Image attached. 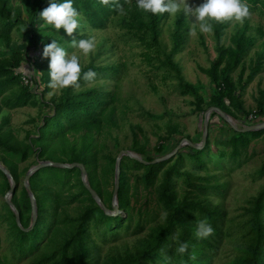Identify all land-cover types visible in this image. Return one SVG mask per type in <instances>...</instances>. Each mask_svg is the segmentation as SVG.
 <instances>
[{"label": "trees", "instance_id": "trees-1", "mask_svg": "<svg viewBox=\"0 0 264 264\" xmlns=\"http://www.w3.org/2000/svg\"><path fill=\"white\" fill-rule=\"evenodd\" d=\"M16 1L12 3L10 0H0V112L2 109L23 106L41 108L44 104L51 108L50 112L41 113L40 120L35 124V135L27 134L22 140L13 138L8 130L4 132L2 127L7 123L6 116L0 119V151L3 153L0 160L15 183L10 201L18 211L20 225L27 226L30 217L26 191L22 184L17 189L18 177L25 173L28 166L18 171L14 160H24L33 151L38 158L45 160L43 159L45 151L50 144L57 142H59V151L66 158L62 161L81 163L85 169L88 185L105 207L111 209L112 188L107 189L106 184L108 174L113 175L115 157L110 154L100 155L105 162L98 165L93 141L88 143L85 141L87 134L99 132L104 126L115 124L113 112L116 94L112 89L102 85L86 86V83L91 81L83 79V72L94 71L96 77L92 81L103 77L117 80L123 63L103 65L91 61L81 67L78 89L71 87L59 89L57 96L51 94L45 100L44 94L50 89L49 59L43 58V47L55 39L65 50L69 49L73 38H88L83 31L85 28L103 29L108 22H113L119 27H124L128 37L137 38L146 46L152 47L157 54L162 55L158 58L161 67L173 72V76L178 79L179 92L191 95L192 103L199 108L204 101L205 89L199 83L190 84L183 81L179 65L172 59V55L182 48L187 37L186 15L183 10L175 14L173 27L169 33L171 43L166 49L159 35L161 23L167 13L157 15L146 13L137 7L136 0L130 2L114 0L108 5L101 4L100 0H72L73 7L80 13V23H83L79 28L81 34L76 37H69L65 32L59 33L48 25L41 26L44 21L39 18V12L47 7V0ZM244 1L250 5L251 10L258 6L264 9V0ZM57 2L62 3L64 0ZM117 2L124 7L125 15H119L115 10ZM241 25L242 27H237L232 33V43L223 46L220 43L221 24L212 21L217 55L211 65L204 69L210 83L208 89L210 105L228 115H231L230 108L239 113L248 112L242 105L241 96L246 85L261 70L264 59L263 50L255 54L253 68L249 70L237 90L230 74L256 41L254 35L246 32V19ZM12 32L17 34L18 40L11 39ZM99 47L105 49L103 44ZM22 63L31 68L32 74L20 70ZM38 87H41V90L37 92ZM263 97L264 90H260L256 102L257 113H261L264 109ZM173 130L167 127L169 134ZM231 131L234 135L229 136L227 141L232 146L230 156L236 157L240 151L245 150L253 137L264 133V128L244 132L233 129ZM78 132H82V140L80 146L76 147L68 143L65 136L67 133ZM165 137V135L158 136L157 151L163 149L162 141ZM208 144V138H205L201 148L195 149L186 145L189 152L183 153L177 150L165 160L155 163H142L122 155L119 159L115 198L117 208L123 215L104 214L83 186L78 167L47 166L54 169V173L44 179L45 190L51 198L50 210L53 215L60 214L61 218H58L52 233L47 234L51 229L49 226L44 232L46 249L39 251L35 258L25 264H210L223 238L235 239L238 242L235 244V254L224 264H264V185L247 200L245 206H242V212L235 221L227 218L218 204H211L203 199L209 192L221 193L220 187L213 183L209 184L205 176L193 174L182 166L185 155L191 163H196L198 167L202 166V157H205L202 152L208 150ZM131 148L143 155V160L154 158L145 155L143 145L139 144L136 137L133 138ZM39 169L31 173L28 178L36 206L35 221L30 229L21 230L15 224L13 212L2 201V205L9 213V217L3 216V220L6 221L5 226L12 233L9 243L10 246L16 247L19 257L33 253L37 248L35 244L32 248L28 247L27 251L23 250L27 245L32 244V240H29L27 235L34 231L40 220V203L31 185ZM129 169L141 171L140 174L134 175L132 184L127 173ZM259 171L258 175L264 172V164ZM178 179L182 185L180 193L175 189V182ZM137 184H141L144 188L155 189L154 209H134L130 204V197H134ZM57 186L59 188H56ZM7 188V178L0 171L1 196ZM73 201H78L80 205L71 215L66 212L65 207ZM201 219H207L213 228V234L204 239L195 235L196 223ZM57 228H61V233L57 232ZM143 231L144 233L136 237L131 244L109 246L105 252H101L103 243L114 241L122 234L136 235ZM91 234H94L99 241L94 240ZM184 242L189 245L187 251L183 254L178 253L177 246ZM8 262L4 257L0 258V264H8Z\"/></svg>", "mask_w": 264, "mask_h": 264}, {"label": "rangeland", "instance_id": "rangeland-1", "mask_svg": "<svg viewBox=\"0 0 264 264\" xmlns=\"http://www.w3.org/2000/svg\"><path fill=\"white\" fill-rule=\"evenodd\" d=\"M10 1L12 3L17 2L16 0ZM187 2L189 6H198L203 0H187ZM242 2L246 3L244 0ZM250 11L251 16L246 19V32L254 35L256 41L243 57L241 63L230 74L237 90H239L238 86L244 81L249 70L253 68L255 54L261 50L264 51V9L258 6L252 10L250 9ZM174 16L166 14L160 26L159 39L166 46V49L171 43L169 33L173 27ZM186 21L188 25L186 40L182 48L172 55V59L178 63L183 81L190 84L199 83L205 89L204 101L199 108H196L192 103L191 95L179 92L178 79L173 76V72L161 67L158 58L162 55L157 54L152 47L146 46L137 38L128 37L125 32L126 29L115 25L113 22H108L103 29L85 28L83 30L86 37L95 38V48L88 55H84L78 49L71 47L66 49L69 54L75 52L79 56L81 67L91 61L103 65L124 64L121 66L122 70L117 80L103 77L86 83V86L102 85L107 89H112L116 94L113 112L115 124L104 126L99 132H91L86 135V143L93 141L94 149L97 151L98 165L105 162L104 159L100 158V155L110 154L115 157L123 149L143 158V155L131 148L135 137L139 144L143 145L145 155L150 157L160 156L171 151L183 137L193 143H199L203 113L209 106H212L208 101L210 83L204 69L211 65V62L216 58L217 51L215 50L214 28L211 33H201L197 25L196 34L192 35V18L186 15ZM220 24V43L223 46L230 45L232 43V33L237 27H242V23L228 21ZM41 26L47 25L43 22ZM81 26H83V23ZM58 32L62 33L64 30L60 29ZM79 34H81V31L77 29V32L73 33V37ZM11 39L18 40L19 38L17 34L12 32ZM101 44L105 49L99 47ZM29 53L33 52L29 51ZM260 68L261 70L246 85L241 96L242 105L248 112L246 114L239 113L230 108L231 115L227 114L237 127H244L264 120V109L261 113H257L256 107L259 91L264 90V59ZM20 70L32 74L31 68L26 67L25 63L21 64ZM31 85L34 86L33 83ZM40 88L38 87L36 91L41 90ZM51 94L57 96L59 89L50 88L44 94L45 100ZM50 109L49 105L45 104L41 108L23 106L14 109H2L0 119L2 116H6L7 119V123L2 127V130L4 132L8 130L13 138L18 140L24 139L27 134L33 136L35 135V124L40 120L41 113H48ZM167 127L174 130L169 134ZM161 135L166 137L162 141L163 149L157 151L158 136ZM231 135H234V133H232L227 122L215 112L214 114L209 112L205 137L208 138L209 147L206 152H202L205 155V157H202L203 164L198 167L196 163H191L188 156L185 155L182 166L193 174L205 176L209 184L213 183L220 187L221 193L209 192L203 199L211 204H218L223 209L225 216L235 221L242 212V206H245L247 200L264 185V172L258 175L259 169L264 164V133L253 137L245 150L240 151L236 157L230 156L232 146L227 140ZM65 137L68 143L79 147L82 132L67 133ZM57 143L50 144L43 155V159L56 162L66 160L64 154L58 149L59 142ZM178 150L183 153L190 151L186 145L181 146ZM2 155L3 153L0 151V157ZM39 160H42V158H38L36 152L33 151L24 160L14 161L16 169L19 171L22 167L28 166L27 168H29ZM96 171H98V168ZM140 172V170L134 169L127 171L130 184L133 182L134 175L140 174ZM53 173L54 169L50 167L39 169L34 182L31 183L34 194L40 203L41 214L37 227L34 231L29 232L31 237L27 235L28 239L32 240V244L27 245L23 250L27 251L28 247L32 248L37 244V248L33 250V253L20 255L19 257L16 247L10 246L9 238H11L12 233L5 226L6 221L3 220V216L9 217V213L6 211V207L2 205L3 198L0 195V258L7 259L8 264H25L35 258L39 251L46 249L44 232L47 231L49 226L51 229L47 234L52 233L55 223L61 218L60 214L53 215L51 213V198L44 187V179ZM23 176L24 174L18 177L17 189L22 184ZM107 180L106 188L110 190L112 188V176L110 174H108ZM175 189L178 193L182 190L179 179L175 182ZM154 197V188H144L141 184H137L134 197H130V204L133 205L134 209H154ZM79 205L78 201L70 202L65 210L72 215ZM117 213L122 214L118 208ZM60 229H56L58 233H61ZM143 233L144 231L136 235L122 234L114 241L103 243L101 252H105L109 246H120L122 243L129 245ZM91 235L94 240L99 241L94 234ZM236 243L238 242L235 239L223 238L210 264H224L232 258L236 252Z\"/></svg>", "mask_w": 264, "mask_h": 264}, {"label": "clouds", "instance_id": "clouds-1", "mask_svg": "<svg viewBox=\"0 0 264 264\" xmlns=\"http://www.w3.org/2000/svg\"><path fill=\"white\" fill-rule=\"evenodd\" d=\"M110 2H114V0H100L103 5H108ZM136 5L140 10L146 13L150 12L153 15L165 13L175 15L183 10L185 15L192 18V35L196 34L197 25L201 33H211L213 26L210 21L243 23L245 19L251 16L249 6L242 0H203L198 6H189L187 0H136ZM115 10L119 15L126 14L124 7L118 2L115 4ZM39 18L56 31L63 29L69 37H72L73 33L81 27V16L73 7L72 0H64L62 3H58L57 0H47V7L39 12ZM69 46L78 49L84 55H88L95 48V38H73ZM42 55L43 58L49 59V88H79L82 69L79 56L75 52L69 54L55 39H52L51 43L44 45ZM95 77L96 73L92 70L83 72L85 81H92ZM212 234L213 228L207 219L197 221L195 232L197 238L204 239ZM188 247L186 242L180 243L176 251L183 254Z\"/></svg>", "mask_w": 264, "mask_h": 264}, {"label": "water", "instance_id": "water-1", "mask_svg": "<svg viewBox=\"0 0 264 264\" xmlns=\"http://www.w3.org/2000/svg\"><path fill=\"white\" fill-rule=\"evenodd\" d=\"M209 112H215L221 119H223L224 121L227 122V124L229 125V127L231 129H233L235 131L244 132V131H253V130H259V129L264 128V120L259 122V123L250 124V125H247L244 127H237L234 125V123L230 120V117L225 112L221 111L219 108H217L215 106H209L203 113V117H202V121H201L202 132H201V137H200L199 143H193L190 140H188L187 138L183 137L172 148L171 151H169L165 154H162L160 156H156V157H154L148 161L143 160L138 155H136L135 153H133L129 150H125V149L120 150L114 158L113 175H112V190H111V200H110L111 209H108L105 207V205L102 203V201L98 197V195L88 185L85 169L81 163H79V162L67 163V162H60V161L56 162V161H50V160H39L35 164L31 165L29 168L26 169L24 176H23V179H22V186L24 187V189L26 191V194H27L28 200H29V206H30L29 224L26 227H22L20 225L18 211L15 209L14 205L10 201V197L14 191V188H15L14 180L12 179V177H11L10 173L8 172V170L6 169V167L0 162V171L5 175V177L7 178V181H8V188L4 192V194L2 195L3 201L8 205L9 209L13 212L16 225L21 230L27 231L33 225V223L35 221V215H36V206H35L34 196H33L32 191L30 190V187L28 184V178H29L30 174L33 173L35 170H37L41 167H45V166L68 167V168L78 167L79 168V178H80L83 186L88 191L90 197L93 199V201L102 209L104 214L115 215V214H117V204H116L115 195H116V190H117V186H118L119 159H120V157L122 155H125V156L131 157L133 159H136L142 163H155V162H159V161L165 160L166 158L170 157L183 145H187L188 147L195 148V149L201 148L204 144L205 137L207 134V115Z\"/></svg>", "mask_w": 264, "mask_h": 264}, {"label": "flooded vegetation", "instance_id": "flooded-vegetation-1", "mask_svg": "<svg viewBox=\"0 0 264 264\" xmlns=\"http://www.w3.org/2000/svg\"><path fill=\"white\" fill-rule=\"evenodd\" d=\"M19 216V215H18ZM30 218V217H29ZM29 220V219H28ZM15 221V220H14ZM19 223H20V221H19ZM16 224V223H15ZM28 224H29V221H28V223H27V226H28ZM26 227V226H25Z\"/></svg>", "mask_w": 264, "mask_h": 264}, {"label": "built area", "instance_id": "built-area-1", "mask_svg": "<svg viewBox=\"0 0 264 264\" xmlns=\"http://www.w3.org/2000/svg\"><path fill=\"white\" fill-rule=\"evenodd\" d=\"M24 82H26V80H23Z\"/></svg>", "mask_w": 264, "mask_h": 264}, {"label": "bare ground", "instance_id": "bare-ground-1", "mask_svg": "<svg viewBox=\"0 0 264 264\" xmlns=\"http://www.w3.org/2000/svg\"><path fill=\"white\" fill-rule=\"evenodd\" d=\"M231 120V119H230ZM232 121V120H231Z\"/></svg>", "mask_w": 264, "mask_h": 264}]
</instances>
